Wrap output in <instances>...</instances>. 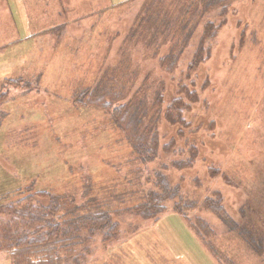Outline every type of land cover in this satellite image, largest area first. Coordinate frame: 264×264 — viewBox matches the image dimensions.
<instances>
[{
  "label": "rangeland",
  "instance_id": "obj_1",
  "mask_svg": "<svg viewBox=\"0 0 264 264\" xmlns=\"http://www.w3.org/2000/svg\"><path fill=\"white\" fill-rule=\"evenodd\" d=\"M140 1L0 0V71L13 67L0 82V202L3 195L14 198L16 190L26 188L63 192L79 202L116 184L115 192H136L116 207L138 203L151 187L145 175L160 168L162 157L146 164L136 160L109 113L84 104L75 93L126 70L124 76L134 79L129 99L151 104L161 89L166 103L180 94L179 83L194 80L200 97L184 112L188 130L180 136L179 129L161 120L159 139L163 144L175 138L177 152L187 155L193 135L196 142L204 140L197 144L201 158L188 170L165 174L173 182L180 179L184 191L198 199L220 190L232 218L261 241V254L247 249L217 217L198 212L212 229L206 238L218 257L212 256L168 204L157 221L129 210L114 214L120 237L104 244L96 235L76 264H264V0L233 6L210 57L189 79L196 35L174 72L150 57L147 39L126 40ZM61 23L56 37L53 25ZM118 62L127 68H117ZM199 117L206 122L197 124ZM214 167L226 179L219 173L210 177ZM0 264H10L4 252Z\"/></svg>",
  "mask_w": 264,
  "mask_h": 264
},
{
  "label": "trees",
  "instance_id": "obj_2",
  "mask_svg": "<svg viewBox=\"0 0 264 264\" xmlns=\"http://www.w3.org/2000/svg\"><path fill=\"white\" fill-rule=\"evenodd\" d=\"M240 1L141 0L126 40L138 43L143 38L147 39L146 49L152 51L150 57L156 58L160 68L174 72L181 55L189 48L196 35L186 70V78L189 79L191 73L197 71L210 57L213 42L226 23L227 14ZM64 25L65 23L53 25L52 31L56 37L58 29H62ZM151 26L153 29L148 33ZM165 48L167 53L161 54ZM116 67L123 70L127 68L120 62ZM125 73L126 70L98 79L93 88H85L75 94L84 104L109 113L113 125L130 144L136 160L146 164L162 157L160 168L145 175V183L151 184V187L141 196L140 193L137 194L136 198L140 197L138 203L125 207H116L117 202L133 198L136 192H115V183L114 187L101 189L99 195L95 194L96 197L81 199L79 202L74 195L47 190L32 191V188L16 190L14 198L5 194L1 198L3 202H0V253H6L10 264H76L83 256L81 250L89 246L88 243L91 244V239L96 235L101 236L104 244L120 237L118 221L112 219L114 214L120 215L129 210L144 220L157 221L170 204L173 212L182 215L188 228L212 256L218 257V251L206 238L208 231L212 229L200 215H196L198 212L214 215L224 224L228 233L236 235L247 249L261 254V241L256 239L247 226L232 218L220 190L216 188L198 199L184 191L180 179L173 182L165 174L170 169L188 170L201 158L197 144L204 140L196 142L193 135L188 144L187 155L177 152L180 149L176 146L175 138L168 139L163 144L159 139L161 120L173 125L177 131L179 129L177 134L180 136L184 134V128L188 130L189 121L184 112L190 110L192 103L197 102L200 97L199 92L193 88L194 80L190 85L179 83L180 94L166 103L162 90L159 89L149 104L141 97L137 100L129 99L134 94L130 95L134 79L125 77ZM122 81L124 84H121ZM127 81L130 83L128 89L125 84ZM201 87L204 88L203 83ZM138 90H135L137 95L141 94ZM73 99L75 102L81 101L76 100V97ZM203 122H206L204 117L197 119V124ZM199 127L200 125H196V128ZM212 127L211 124L208 128ZM208 172L210 177L219 173L226 179L220 167L210 168ZM206 178L208 179L207 173ZM194 181L199 183L197 178ZM114 193H119L123 199L113 198L116 196Z\"/></svg>",
  "mask_w": 264,
  "mask_h": 264
},
{
  "label": "crops",
  "instance_id": "obj_3",
  "mask_svg": "<svg viewBox=\"0 0 264 264\" xmlns=\"http://www.w3.org/2000/svg\"><path fill=\"white\" fill-rule=\"evenodd\" d=\"M11 68V70H12V72H13V67H10ZM10 68H7L6 70H10ZM6 70H2V71H0V73H1V77H0V82L2 81V80H4V79H7V78H9L10 77V75H6L5 76V74H6ZM30 71V70H29ZM24 72L25 71H22V72H20L19 74H24ZM26 73V75L28 76V78H32V75H30V74H28V72H25ZM18 74V75H19ZM30 75V76H29ZM33 77L36 79V81H35V83L37 84V73L36 74H33ZM37 91V90H36ZM171 230H174V231H177V230H175V229H173V228H171ZM189 231H191L190 229H188ZM158 232H160V231H158ZM164 232H171L169 229H166ZM194 235H196L193 231H191ZM198 238V237H197ZM199 239V238H198ZM200 241V240H199ZM202 244V243H201ZM202 246H203V244H202ZM204 248H205V246H203ZM206 249V248H205ZM207 250V249H206Z\"/></svg>",
  "mask_w": 264,
  "mask_h": 264
}]
</instances>
